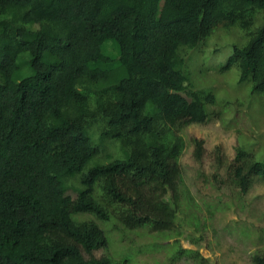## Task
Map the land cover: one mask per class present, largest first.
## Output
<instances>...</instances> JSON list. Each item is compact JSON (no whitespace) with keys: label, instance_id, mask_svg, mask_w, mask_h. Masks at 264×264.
I'll list each match as a JSON object with an SVG mask.
<instances>
[{"label":"trees","instance_id":"16d2710c","mask_svg":"<svg viewBox=\"0 0 264 264\" xmlns=\"http://www.w3.org/2000/svg\"><path fill=\"white\" fill-rule=\"evenodd\" d=\"M234 25L245 43L218 70L235 68L236 84L263 96L264 0H0V264H128L93 255L107 236L78 212L173 227L179 131L208 121L216 102L190 83L187 51ZM246 146L226 166L242 192L264 178ZM202 147L196 139V157ZM184 254L208 264L181 246L174 258Z\"/></svg>","mask_w":264,"mask_h":264},{"label":"rangeland","instance_id":"374dc122","mask_svg":"<svg viewBox=\"0 0 264 264\" xmlns=\"http://www.w3.org/2000/svg\"><path fill=\"white\" fill-rule=\"evenodd\" d=\"M233 28L214 30L215 34L199 47L187 51L190 83L210 88L216 102L209 105L208 121L189 124L179 131L185 147L179 156L182 183L173 227L165 232L149 226L130 229L118 220L117 209L109 220L87 212L75 213L74 220L96 222L107 236V247L95 250V257L127 259L128 264H199L187 254L174 258L180 246L197 250L208 264H255L253 256L264 255V178L252 175L247 191L242 192L228 181L226 170L240 142L264 161V95L252 96L250 81L236 84L235 68L218 70L232 53L233 44L245 43L241 29L237 25ZM215 48L219 51L214 53ZM196 139L202 141L201 157L194 154ZM67 193L75 197L72 190ZM165 197L169 199V195Z\"/></svg>","mask_w":264,"mask_h":264}]
</instances>
